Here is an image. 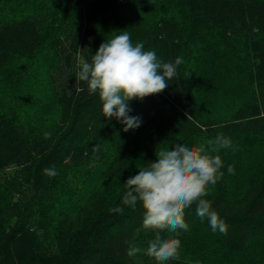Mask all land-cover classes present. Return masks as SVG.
<instances>
[{
	"label": "trees",
	"instance_id": "obj_1",
	"mask_svg": "<svg viewBox=\"0 0 264 264\" xmlns=\"http://www.w3.org/2000/svg\"><path fill=\"white\" fill-rule=\"evenodd\" d=\"M123 31L164 62L183 58L128 132L76 79ZM218 134L232 148L212 153L224 175L205 199L227 234L193 204L187 231L161 232L181 241L167 264H264V0H0V264H156L127 255L155 232L138 231L143 209L122 204L124 182L158 147Z\"/></svg>",
	"mask_w": 264,
	"mask_h": 264
},
{
	"label": "clouds",
	"instance_id": "obj_2",
	"mask_svg": "<svg viewBox=\"0 0 264 264\" xmlns=\"http://www.w3.org/2000/svg\"><path fill=\"white\" fill-rule=\"evenodd\" d=\"M182 63V57H177L174 62L158 59L154 50H145L144 42L134 44L130 33L123 31L101 43L91 62L79 65L76 79L86 83L89 95L98 93L102 116L106 120L115 118L124 125L123 131L128 132L142 124L140 117L130 115V102L163 92L178 75L177 66ZM51 135V132H45L44 138L49 139ZM229 148H232L231 139L223 134L209 140L207 145L177 143L171 149L158 147L156 161L146 168L140 167L138 174L124 182L122 204L130 208L139 204L143 209L138 231L155 232L146 248L132 244L127 250L129 257L143 253L153 258L156 264L179 259L181 241L163 238L161 232L165 229L187 231L185 209L193 204L197 216L207 218L214 232L227 234L228 226L205 197L209 195L210 187L224 175L221 156L212 153ZM43 171L49 177L57 174L55 166ZM227 171L234 174V166L229 165ZM109 211L123 213L124 207L110 208Z\"/></svg>",
	"mask_w": 264,
	"mask_h": 264
},
{
	"label": "rangeland",
	"instance_id": "obj_3",
	"mask_svg": "<svg viewBox=\"0 0 264 264\" xmlns=\"http://www.w3.org/2000/svg\"><path fill=\"white\" fill-rule=\"evenodd\" d=\"M129 107L132 109L131 116H138L141 118L142 123L151 116L152 110L148 104L140 100H133L130 102ZM133 131V130H130Z\"/></svg>",
	"mask_w": 264,
	"mask_h": 264
}]
</instances>
